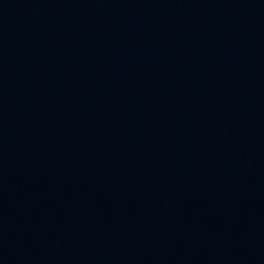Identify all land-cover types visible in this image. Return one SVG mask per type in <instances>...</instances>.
Segmentation results:
<instances>
[{
    "label": "water",
    "instance_id": "95a60500",
    "mask_svg": "<svg viewBox=\"0 0 264 264\" xmlns=\"http://www.w3.org/2000/svg\"><path fill=\"white\" fill-rule=\"evenodd\" d=\"M0 264H264V0H0Z\"/></svg>",
    "mask_w": 264,
    "mask_h": 264
}]
</instances>
